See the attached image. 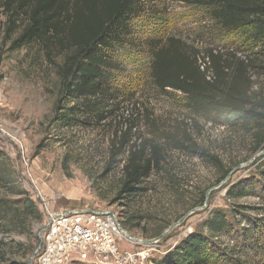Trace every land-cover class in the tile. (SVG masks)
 <instances>
[{
    "label": "rangeland",
    "instance_id": "obj_1",
    "mask_svg": "<svg viewBox=\"0 0 264 264\" xmlns=\"http://www.w3.org/2000/svg\"><path fill=\"white\" fill-rule=\"evenodd\" d=\"M4 20L0 14V150L41 215L32 240L14 233L3 240L6 248L11 239L23 244L25 256L20 251L14 258L37 264L46 213L82 208L109 209L121 220L141 210L140 228L127 230L136 239L159 238L149 232L169 223L152 251L154 262L213 209L234 215L240 228L254 227L264 243V179L258 174L264 147L253 153L252 131L234 128L223 118L199 117L183 94L161 91L151 80L150 51L170 38L199 51V61L211 46L223 53L248 55L238 49L233 34L224 36L203 6L195 0H142L127 35L110 53L114 65L107 71L113 78L110 93L103 98L108 104L104 116L83 115L82 121L66 126L51 119L64 47L57 44L48 51L33 44L11 50L1 40ZM249 72L254 89L264 85V70ZM124 132L128 133L122 140ZM132 145L155 165L143 180L139 198L133 203L113 202ZM236 183L248 186L251 194L228 197L226 190ZM103 193L107 200L99 197ZM249 261L264 264V253L251 254Z\"/></svg>",
    "mask_w": 264,
    "mask_h": 264
},
{
    "label": "trees",
    "instance_id": "obj_2",
    "mask_svg": "<svg viewBox=\"0 0 264 264\" xmlns=\"http://www.w3.org/2000/svg\"><path fill=\"white\" fill-rule=\"evenodd\" d=\"M142 0H0L2 42L11 50L39 44L50 51L63 46L58 65L59 92L52 108V120L64 126L82 121L83 115L99 119L108 104L103 98L110 93L113 78L107 68L114 65L110 53L127 35L132 17L140 10ZM227 36L233 34L238 49L248 52H221L208 47L201 55L179 39L151 49V80L161 91L184 95L188 108L205 119L223 118L234 128L252 131L253 153L264 147V85L253 87L250 68L264 70V0H195ZM88 99L80 102V99ZM92 98V99H89ZM108 101V100H107ZM68 102H73L67 106ZM78 117V118H76ZM85 118V117H84ZM128 132H124L122 140ZM180 145V144H179ZM182 146V145H180ZM144 144H142V149ZM117 149V148H116ZM128 149L123 177L111 201L133 203L144 189L143 180L155 161ZM140 153V154H139ZM66 162L70 159L65 157ZM217 161V160H216ZM109 164V163H108ZM64 166L67 168L65 162ZM229 170L225 171L223 177ZM264 179V159L258 164ZM243 183L226 190L228 197L251 194ZM103 200L106 193L99 194ZM142 211L121 220L126 230L140 228ZM41 215L18 182L8 156L0 150V264H28L14 258L23 244L11 239L8 248L4 239L9 234L24 235L32 240V229ZM169 223L149 232L160 235ZM249 225L250 222H247ZM234 215L220 209L209 211L208 217L187 233L156 264H251L250 255L264 253V243L254 227L238 226ZM147 230H145V234ZM257 235V236H256Z\"/></svg>",
    "mask_w": 264,
    "mask_h": 264
},
{
    "label": "built area",
    "instance_id": "obj_3",
    "mask_svg": "<svg viewBox=\"0 0 264 264\" xmlns=\"http://www.w3.org/2000/svg\"><path fill=\"white\" fill-rule=\"evenodd\" d=\"M40 237L37 264H70L77 252L98 264H156L151 254L159 238L145 243L132 237L109 209L48 211Z\"/></svg>",
    "mask_w": 264,
    "mask_h": 264
},
{
    "label": "crops",
    "instance_id": "obj_4",
    "mask_svg": "<svg viewBox=\"0 0 264 264\" xmlns=\"http://www.w3.org/2000/svg\"><path fill=\"white\" fill-rule=\"evenodd\" d=\"M70 264H98V263L94 260V258L91 255L85 254V255H79L75 258L72 257Z\"/></svg>",
    "mask_w": 264,
    "mask_h": 264
},
{
    "label": "water",
    "instance_id": "obj_5",
    "mask_svg": "<svg viewBox=\"0 0 264 264\" xmlns=\"http://www.w3.org/2000/svg\"><path fill=\"white\" fill-rule=\"evenodd\" d=\"M262 151H264V149H263ZM171 227H172V226H171ZM171 227H169V228H171ZM164 234H165V232L162 233V234H160L158 237L161 238ZM143 241H144L145 243H151V242L153 241V239H147V240H143Z\"/></svg>",
    "mask_w": 264,
    "mask_h": 264
}]
</instances>
